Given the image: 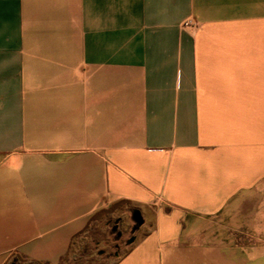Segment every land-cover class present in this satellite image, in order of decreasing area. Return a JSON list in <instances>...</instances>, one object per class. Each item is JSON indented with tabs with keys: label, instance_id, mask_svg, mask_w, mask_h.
I'll use <instances>...</instances> for the list:
<instances>
[{
	"label": "crops",
	"instance_id": "obj_1",
	"mask_svg": "<svg viewBox=\"0 0 264 264\" xmlns=\"http://www.w3.org/2000/svg\"><path fill=\"white\" fill-rule=\"evenodd\" d=\"M117 208L113 264H264V0H0V264Z\"/></svg>",
	"mask_w": 264,
	"mask_h": 264
},
{
	"label": "rangeland",
	"instance_id": "obj_2",
	"mask_svg": "<svg viewBox=\"0 0 264 264\" xmlns=\"http://www.w3.org/2000/svg\"><path fill=\"white\" fill-rule=\"evenodd\" d=\"M115 220L119 221L120 233V246L116 251L113 249L114 234H111V225ZM132 225L130 214L124 208L95 215L85 229L72 240L67 253L58 264H113L130 245L123 243L128 239ZM133 235H137V230Z\"/></svg>",
	"mask_w": 264,
	"mask_h": 264
},
{
	"label": "water",
	"instance_id": "obj_3",
	"mask_svg": "<svg viewBox=\"0 0 264 264\" xmlns=\"http://www.w3.org/2000/svg\"><path fill=\"white\" fill-rule=\"evenodd\" d=\"M129 213H130V220L132 222V228H131V234L132 236L126 241V245H129L131 244L133 241H134V232L136 230H138V228L143 224V218L141 216V213L138 209H130L129 210ZM116 224H117V221L114 222V226L112 227L111 229V234H114V239L115 240H118L120 238V233L119 232H116Z\"/></svg>",
	"mask_w": 264,
	"mask_h": 264
},
{
	"label": "flooded vegetation",
	"instance_id": "obj_4",
	"mask_svg": "<svg viewBox=\"0 0 264 264\" xmlns=\"http://www.w3.org/2000/svg\"><path fill=\"white\" fill-rule=\"evenodd\" d=\"M115 221H117V224H116V226H117V227H116V232H119V231H118L119 221H118V220H115ZM115 221H114V222H115ZM114 222H113V224L111 225V229H112V227L114 226ZM131 228H132V227H131ZM131 236H132V234H131V229H130L128 239H129ZM128 239H127V240H128ZM127 240H126V241H127ZM118 241H119V239H118V240H115V239H114L115 245L113 246V249H114L115 251L118 250V247L120 246L119 243H118ZM126 241H125L123 244H126ZM116 243H117V244H116ZM114 255H116V253H115Z\"/></svg>",
	"mask_w": 264,
	"mask_h": 264
}]
</instances>
